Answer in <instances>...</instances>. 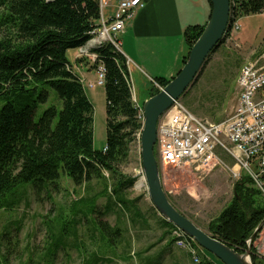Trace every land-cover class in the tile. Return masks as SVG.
I'll list each match as a JSON object with an SVG mask.
<instances>
[{
  "label": "trees",
  "instance_id": "obj_1",
  "mask_svg": "<svg viewBox=\"0 0 264 264\" xmlns=\"http://www.w3.org/2000/svg\"><path fill=\"white\" fill-rule=\"evenodd\" d=\"M237 2L238 18L264 13V0ZM100 19L99 0H0V98L7 101L0 111V210L18 204L5 199L20 185L33 183L38 192L47 186L56 190L62 171L76 187L93 179L106 181L109 174L112 188L109 192L107 184L104 191L115 198L134 186L136 179L120 171L129 162L131 144L143 128L140 107L133 100L127 58L110 43L94 50L105 68L107 138L103 151L94 149V107L67 59L69 50L85 46L92 38ZM205 27L190 26L185 31L188 53L182 67ZM92 65L96 70L97 65ZM154 81L163 89L171 80ZM47 89L55 91L62 108L49 107L36 122L40 103L50 98ZM160 91L153 84L150 97ZM81 204L87 215L96 212V198ZM120 204L127 209L133 205L122 200ZM263 220L264 198L246 175L236 182L233 200L209 223L208 231L243 254ZM164 223L175 228L166 220ZM99 224L103 234L121 235V230L108 222ZM53 248L54 255L61 245ZM213 257L204 251L199 264H217ZM251 258L253 264H264L254 248ZM104 260L95 256L91 264Z\"/></svg>",
  "mask_w": 264,
  "mask_h": 264
},
{
  "label": "rangeland",
  "instance_id": "obj_2",
  "mask_svg": "<svg viewBox=\"0 0 264 264\" xmlns=\"http://www.w3.org/2000/svg\"><path fill=\"white\" fill-rule=\"evenodd\" d=\"M238 25L240 29L226 36L181 98V103L192 114L211 123L223 122L234 113L239 97L237 80L242 67L256 61L264 65V13L239 18ZM77 52L78 49L69 50L67 59L78 75ZM93 78L96 79L97 74ZM138 80L134 75L133 95L141 98L150 92L151 84L142 80L140 85ZM88 83L84 88L94 107V149L103 151L107 138L105 88L104 85L91 88ZM47 90L50 98L47 103H40L36 122L49 107L62 108L55 91ZM6 103L0 98V111ZM140 104L143 107L142 101ZM140 137V133L136 134L129 162L120 170L124 175L134 177L136 182L120 198L105 193L107 184L109 192L112 188L107 173L106 181L93 179L76 187L63 171L56 190L47 186L38 192L33 183H28L8 194L7 203L19 202L14 207L6 206L0 210V264H91L95 256L104 257V262L99 264H195L188 253L175 244L173 231L178 228L166 226L149 198L147 185L145 188L140 184L145 178ZM155 155L163 188L172 204L207 232L209 223L233 200L236 182L248 175L238 168L239 180L222 168L208 172L190 166L162 167L157 145ZM223 159L230 167L234 165L232 158L223 155ZM95 198L96 212L87 215V209L81 203H90ZM120 200L133 205L127 209ZM101 220L120 229L121 235L103 234ZM258 239L264 241V229ZM54 245H61V248L53 255Z\"/></svg>",
  "mask_w": 264,
  "mask_h": 264
},
{
  "label": "built area",
  "instance_id": "obj_3",
  "mask_svg": "<svg viewBox=\"0 0 264 264\" xmlns=\"http://www.w3.org/2000/svg\"><path fill=\"white\" fill-rule=\"evenodd\" d=\"M230 2L232 10L228 31L232 32L240 28L239 18L235 15L238 2L237 0ZM99 5L100 25L91 33L92 39L78 49L77 58L88 59L97 65V78L94 82L88 83L91 88L96 85L103 86L105 83V68L98 63V55L94 50L110 43L122 53L118 34L124 32L126 24L134 19L137 11L145 7V1L120 0L107 18L104 16L108 5L106 0H99ZM129 64L128 61V67ZM80 79L83 84L87 83L85 79L81 77ZM152 82L155 87L162 90L155 81ZM237 84L239 90L237 107L228 119L220 123L202 120L192 114L181 103V99L175 101L158 123L156 145L159 162L162 167L190 166L208 172L222 168L229 170L232 176L239 180L240 174L236 171L238 168L251 177L254 187L264 198V65L256 61L243 66ZM131 88L133 91L132 81ZM133 100L135 101L134 97ZM139 118L144 123L141 107ZM223 155L232 158L234 161L232 167L225 162ZM141 181L140 184L143 186L146 179L143 177ZM173 232L176 246L185 250L193 263L199 264L203 249L180 229ZM258 237L252 248L257 258L264 261V241Z\"/></svg>",
  "mask_w": 264,
  "mask_h": 264
},
{
  "label": "water",
  "instance_id": "obj_4",
  "mask_svg": "<svg viewBox=\"0 0 264 264\" xmlns=\"http://www.w3.org/2000/svg\"><path fill=\"white\" fill-rule=\"evenodd\" d=\"M210 1L213 7L210 20L192 47L189 58L180 73L158 94L150 97L142 107L144 114L140 137L142 166L149 198L164 220L195 240L201 248L223 264H253L251 250L254 241L264 229V220L250 238L248 250L243 254L236 252L197 226L172 204L163 188L160 165L155 155L158 123L161 117L191 88L230 27L231 0Z\"/></svg>",
  "mask_w": 264,
  "mask_h": 264
},
{
  "label": "crops",
  "instance_id": "obj_5",
  "mask_svg": "<svg viewBox=\"0 0 264 264\" xmlns=\"http://www.w3.org/2000/svg\"><path fill=\"white\" fill-rule=\"evenodd\" d=\"M119 1L106 0V18L113 13ZM144 1L145 7L137 11L134 19L126 24L124 32L118 34V38L122 54L130 62L128 68L131 81L136 75L140 85L142 80H148L152 89V81L155 79L172 80L176 77L188 53L185 31L190 26H206L210 20L211 7L208 0ZM78 56L79 50L75 55L78 76L87 82H94L96 79L93 76L97 71L88 59L78 62ZM150 92L141 95V98L137 94L133 95L139 107H142L140 101L144 105L150 98Z\"/></svg>",
  "mask_w": 264,
  "mask_h": 264
},
{
  "label": "bare ground",
  "instance_id": "obj_6",
  "mask_svg": "<svg viewBox=\"0 0 264 264\" xmlns=\"http://www.w3.org/2000/svg\"><path fill=\"white\" fill-rule=\"evenodd\" d=\"M91 39H92V38H91ZM127 62H128V60H127ZM143 184H144V185H143V187H145V188H146V183H145V182H143ZM141 185H142V184H141ZM141 185H140V186H141ZM202 249H203V248H202ZM203 250H204V249H203Z\"/></svg>",
  "mask_w": 264,
  "mask_h": 264
}]
</instances>
